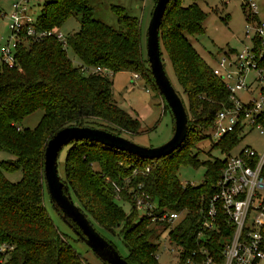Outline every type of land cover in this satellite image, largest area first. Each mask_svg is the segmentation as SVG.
<instances>
[{
    "label": "trees",
    "instance_id": "trees-1",
    "mask_svg": "<svg viewBox=\"0 0 264 264\" xmlns=\"http://www.w3.org/2000/svg\"><path fill=\"white\" fill-rule=\"evenodd\" d=\"M196 1L183 7L180 0H170L157 29L161 62L163 49L173 78L186 97L184 102L175 90L187 115L188 131L183 144L159 160H141L83 140L64 145L67 149L59 178L65 188L63 194L70 195L91 226L110 235L118 229L125 250L122 258L127 264H157L153 254L157 235L148 217L137 218L133 208L132 195L137 191L148 194L160 210H186L179 223L167 232L170 243L180 248L177 264H185L190 253L201 245L210 249L216 262L222 260L219 233L202 230L198 210L201 197L214 191L212 186L225 160L214 158L200 163L192 149L196 141L206 138L204 133L211 128L214 115L230 106L229 92L186 39V35H201L204 30L206 14ZM110 10L116 28L93 17L89 0H43L34 16L35 32L59 29L70 18L77 21L75 31L65 36V49L51 37L34 41L21 36L13 49V63L0 65V151L12 158L10 162L0 160V243L11 246L0 264H87L44 210L42 154L47 138L64 126L97 128L124 139L137 133L135 118L111 99V77L126 71L156 89L142 52L138 20L119 7L112 6ZM252 16L253 21L258 20ZM260 41L252 39L254 52L262 50L259 66L264 71V46ZM67 50L78 65L71 64ZM95 68L104 72L93 71ZM37 110L41 116L33 127H19L22 119ZM236 135V131L228 133L215 143L223 155L238 145ZM90 163H96V167L91 168ZM182 165H202V182L194 186L182 184L177 175ZM145 167L148 170L143 173ZM134 169L136 173L131 172ZM15 170L19 171V180L11 183L4 173ZM116 194L128 205L127 214L115 203ZM163 226L168 228L167 224ZM221 230L225 236L231 233L230 227L222 226ZM199 231L204 240L196 239Z\"/></svg>",
    "mask_w": 264,
    "mask_h": 264
},
{
    "label": "built area",
    "instance_id": "built-area-1",
    "mask_svg": "<svg viewBox=\"0 0 264 264\" xmlns=\"http://www.w3.org/2000/svg\"><path fill=\"white\" fill-rule=\"evenodd\" d=\"M9 1L7 12L0 14H6L7 18V35L0 45V65L13 63V49L21 36L34 41L51 37L65 49L66 35L58 29L34 31L32 24L35 17L30 14L31 0ZM246 4L251 14L257 15L254 0H247ZM244 27L245 38L251 45L244 46L238 52L223 54L211 67L213 75L229 92L230 102V106L214 115L209 139L216 142L235 131L237 140L239 136L252 131L264 136V71L259 66L262 50L255 53L252 43V39L257 37L264 46V22L248 19ZM92 70L104 72L99 68ZM250 73L254 75L251 79ZM131 79L139 78L131 74ZM256 90V98L241 101L242 94H254ZM236 147L224 156V166L212 186L214 191L201 197L198 210L202 230L219 233L222 260L216 262L208 252L210 249L201 245L190 253L185 264H264V146L258 151L250 146ZM147 170L145 167L143 173ZM131 172L136 173L135 169ZM114 191L117 189L114 188ZM115 197L118 198L117 194ZM132 203L133 208L141 211V216H147L152 225L167 224V232L186 214V210H160L148 194L139 191L132 195ZM222 226L230 227L231 233L225 236ZM196 239L204 240L203 233L199 231ZM10 250V245L0 243V263Z\"/></svg>",
    "mask_w": 264,
    "mask_h": 264
},
{
    "label": "rangeland",
    "instance_id": "rangeland-1",
    "mask_svg": "<svg viewBox=\"0 0 264 264\" xmlns=\"http://www.w3.org/2000/svg\"><path fill=\"white\" fill-rule=\"evenodd\" d=\"M43 0H31L32 7L30 14L34 17L39 11V7ZM9 0H0V4L7 8ZM244 2V3H243ZM256 4V17L259 21L264 22V0H254ZM192 3V0H180L183 7H187ZM247 0H197L196 4L202 12L206 14L202 27L204 28L201 35H186V39L191 44L200 57L205 60L211 67L216 65L217 59L222 57L227 52H235L241 50L244 46H250L251 43L245 38V17L247 20H252V14L248 10ZM243 4V7L241 6ZM92 15L95 19L103 23L105 26L116 28L115 17L112 14L110 7L116 6L122 11L138 20L141 30V46L142 52L145 56V28L150 16V10L153 6V0H89ZM7 10V9H6ZM6 15V14H5ZM5 15L0 16V45L5 38L6 29L5 24L7 18ZM77 28V21L70 18L66 20L60 27L59 31L64 35L72 34ZM67 57L71 64L78 65V60L67 50ZM216 59V60H215ZM162 60L164 62V71L169 78V81L185 102L186 97L181 93L180 88L173 78L170 62H168L165 52L162 49ZM253 73L249 74V78L253 77ZM112 84L110 87V96L116 106L123 112H127L131 117L135 118L138 124L136 134H128L126 139L134 144L145 147H157L167 141L173 133V120L169 110L165 107L164 100L161 94H157L150 83L143 79H131V73L118 72L111 77ZM258 91L254 94H242L241 101L245 102L247 99L256 98ZM41 116L40 111H34L29 116L22 119L19 123L21 128H31L38 121ZM210 129L204 134L206 138L198 140L194 143L192 153L196 154V158L201 163L203 161L212 160L214 158L223 160L225 155L220 152V149L215 146L216 141L209 139ZM238 145L236 149L242 146H250L255 150H261L264 146V136L259 135L255 131L248 132L243 136L238 137ZM67 146H63L60 150L56 162L57 177H62V160ZM0 160L10 162L11 156L5 152L0 151ZM91 168L96 167V163H90ZM205 168L202 165L197 167L182 165L178 168L177 175L182 184L198 185L204 178ZM19 171L15 170L11 173H4V177L11 183L19 180ZM43 207L49 216L52 224L57 231L66 236L67 242L72 246L74 251L87 264H102L96 258L87 246L80 242L72 230L64 224L57 212L51 207V204L43 192ZM72 200V199H71ZM74 203V202H73ZM115 203L124 212H129V207L126 203L115 197ZM142 212L137 210V218L141 216ZM95 231L102 236L106 241L110 242L115 248L117 254L122 257L125 255V250L119 240L117 234L118 229L114 230L113 235L103 231L100 227L92 225ZM154 233L157 235L155 242L157 248L154 251L157 264H177L178 262V248L170 243L167 238V229L164 226L152 225Z\"/></svg>",
    "mask_w": 264,
    "mask_h": 264
},
{
    "label": "water",
    "instance_id": "water-1",
    "mask_svg": "<svg viewBox=\"0 0 264 264\" xmlns=\"http://www.w3.org/2000/svg\"><path fill=\"white\" fill-rule=\"evenodd\" d=\"M170 0H155L146 25L145 32V60L148 63L150 78L157 94H161L165 104L170 110L173 119V133L163 144L157 147H145L132 143L118 135L105 132L101 129L87 127L64 126L47 138L42 154V179L45 193L53 210L58 211L61 221L74 233L76 238L83 242L91 253L105 264H127L120 257L110 243L106 242L91 226L73 204L70 195L63 192L64 186L57 177V156L62 146L69 142L80 140L97 143L107 148H113L125 154H130L141 160H159L161 157L176 151L186 138L188 126L187 115L180 96L172 87L167 78L163 62L160 57L159 26L164 10ZM72 224L73 226H71Z\"/></svg>",
    "mask_w": 264,
    "mask_h": 264
},
{
    "label": "crops",
    "instance_id": "crops-1",
    "mask_svg": "<svg viewBox=\"0 0 264 264\" xmlns=\"http://www.w3.org/2000/svg\"><path fill=\"white\" fill-rule=\"evenodd\" d=\"M2 1H4V0H2ZM8 10V4H7V8H4V6H2V4H0V14L1 13H6L7 12V10ZM59 30V29H58ZM73 32V31H72ZM216 60V59H215ZM114 75V74H113ZM113 75H112V77H113ZM254 77V76H253ZM252 77V78H253Z\"/></svg>",
    "mask_w": 264,
    "mask_h": 264
}]
</instances>
